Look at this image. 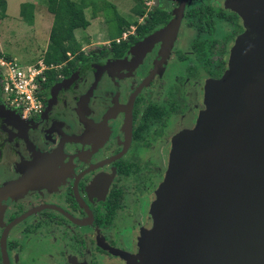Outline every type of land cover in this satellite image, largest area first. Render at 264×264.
<instances>
[{
    "label": "flooded vegetation",
    "instance_id": "flooded-vegetation-1",
    "mask_svg": "<svg viewBox=\"0 0 264 264\" xmlns=\"http://www.w3.org/2000/svg\"><path fill=\"white\" fill-rule=\"evenodd\" d=\"M144 1L116 44L56 66L41 113L0 88V264H141L174 145L247 31L235 0Z\"/></svg>",
    "mask_w": 264,
    "mask_h": 264
},
{
    "label": "water",
    "instance_id": "water-1",
    "mask_svg": "<svg viewBox=\"0 0 264 264\" xmlns=\"http://www.w3.org/2000/svg\"><path fill=\"white\" fill-rule=\"evenodd\" d=\"M235 3L247 31L174 145L141 264H264V0Z\"/></svg>",
    "mask_w": 264,
    "mask_h": 264
},
{
    "label": "trees",
    "instance_id": "trees-1",
    "mask_svg": "<svg viewBox=\"0 0 264 264\" xmlns=\"http://www.w3.org/2000/svg\"><path fill=\"white\" fill-rule=\"evenodd\" d=\"M35 1L39 0H29L21 6V16L28 24H32L34 21ZM44 1L47 3L48 11L54 15L48 48L43 56V61L49 66L61 65L69 59L70 55L81 53V44L77 40L76 31L87 29L90 26L91 22L86 14L87 9L91 8L93 10L94 17L98 15L100 9L104 11H107V9L115 10V17L107 20L116 23V32L110 34V39L114 44L124 31L135 23L124 19L116 12V6L106 0ZM101 1L102 5H100ZM6 8V1L0 0V20L6 16ZM135 12L143 14L145 11L137 8ZM56 75L54 69L47 72L49 80H52Z\"/></svg>",
    "mask_w": 264,
    "mask_h": 264
},
{
    "label": "rangeland",
    "instance_id": "rangeland-1",
    "mask_svg": "<svg viewBox=\"0 0 264 264\" xmlns=\"http://www.w3.org/2000/svg\"><path fill=\"white\" fill-rule=\"evenodd\" d=\"M79 2L80 0H75ZM116 6V12L119 13L124 19L135 22V18L131 16L132 8L135 6L138 0H106ZM46 10V18L37 20L34 29L28 30L23 36L16 33L14 30L3 35L0 26V33L2 38V49L10 54L12 57H17L22 64L36 63L38 60L43 59L44 51L46 47L45 43L49 39L50 27L54 22V16L48 11L46 1H41ZM143 0V6H146ZM102 5V1L100 2ZM87 17L91 24L87 29H80L76 31L77 40L81 44V50L85 49L87 52H96L100 46L109 45L110 34L116 32V23L108 22L107 20L113 19L116 15L115 10L107 9L104 11L100 9L96 17L93 16V10L91 8L86 10ZM25 29L30 27L25 25ZM128 27L127 29H130ZM14 29H16L14 27ZM32 29V28H31ZM126 29V30H127ZM16 33V34H15ZM15 34V35H14ZM40 47V48H39Z\"/></svg>",
    "mask_w": 264,
    "mask_h": 264
},
{
    "label": "built area",
    "instance_id": "built-area-1",
    "mask_svg": "<svg viewBox=\"0 0 264 264\" xmlns=\"http://www.w3.org/2000/svg\"><path fill=\"white\" fill-rule=\"evenodd\" d=\"M43 59L30 65H22L8 59L0 47L1 94L4 103L24 116L42 112L44 98L42 88L47 80V72L55 69Z\"/></svg>",
    "mask_w": 264,
    "mask_h": 264
},
{
    "label": "crops",
    "instance_id": "crops-1",
    "mask_svg": "<svg viewBox=\"0 0 264 264\" xmlns=\"http://www.w3.org/2000/svg\"><path fill=\"white\" fill-rule=\"evenodd\" d=\"M5 1H6V7H7L6 8V16L3 19L0 20V26H1V29H2L3 35L5 33H9L10 31L14 30L16 33H19V35L23 36L28 30H33L34 29V26H35L37 20L39 21V19L40 20L42 19V21H44V19L47 17L46 14H45L46 13L45 6L41 2L42 0L34 2V4H36V5H35V10H34V21H33L32 24H28L21 16V6L25 2H28L29 0H5ZM25 25L30 27V29L26 30L25 29L26 28ZM14 27L16 29H14ZM52 27H53V25H52ZM52 27L49 28L50 29V33H51V30H52ZM49 39H50V34H49ZM49 39L44 45L46 47L44 53L46 52V50L48 48ZM2 46H3V44H2V38H1V33H0V47H1V51L3 52V54L8 59L16 60L17 62H19V59L17 57H12L10 54H8L6 51H4L2 49ZM20 64H22V63H20ZM30 64L31 63H30V60H29L28 64H25V65H30ZM22 65H24V64H22Z\"/></svg>",
    "mask_w": 264,
    "mask_h": 264
}]
</instances>
